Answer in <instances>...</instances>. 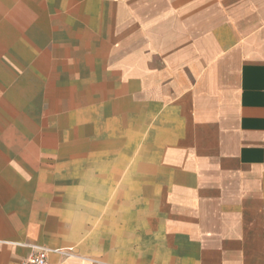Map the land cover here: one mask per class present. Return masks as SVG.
Listing matches in <instances>:
<instances>
[{"label": "crops", "instance_id": "1", "mask_svg": "<svg viewBox=\"0 0 264 264\" xmlns=\"http://www.w3.org/2000/svg\"><path fill=\"white\" fill-rule=\"evenodd\" d=\"M264 264V0H0V264Z\"/></svg>", "mask_w": 264, "mask_h": 264}, {"label": "built area", "instance_id": "2", "mask_svg": "<svg viewBox=\"0 0 264 264\" xmlns=\"http://www.w3.org/2000/svg\"><path fill=\"white\" fill-rule=\"evenodd\" d=\"M30 249V254L24 258L20 264H48L50 255H58L61 258H71L74 256L73 248H47L41 245H27Z\"/></svg>", "mask_w": 264, "mask_h": 264}]
</instances>
